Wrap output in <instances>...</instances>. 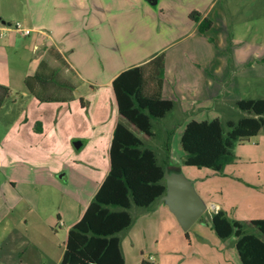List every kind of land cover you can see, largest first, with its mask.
<instances>
[{
    "label": "rangeland",
    "instance_id": "rangeland-1",
    "mask_svg": "<svg viewBox=\"0 0 264 264\" xmlns=\"http://www.w3.org/2000/svg\"><path fill=\"white\" fill-rule=\"evenodd\" d=\"M96 1L97 5L107 10L105 20L103 19L107 22L106 27L99 30L109 46L107 51L110 58L106 61L111 64L112 75L144 62L161 46L165 48L178 38H188L197 28V24L190 21L196 13L200 15L210 8L214 12L209 15L213 19L212 24L214 23L209 34L199 37L200 33L197 31L196 35L198 47L195 50H201L209 57L203 64V69L200 68L201 72L191 67L193 56L191 65L187 63L186 68H182L177 60L178 51L188 49L193 52L196 45L194 38L187 39L181 45L176 44L175 49L171 47L164 51L167 54L164 96L174 100L175 107L164 119L153 121L155 137L149 143L160 164H169L171 170L184 173L194 182L209 209L191 230L185 232L165 204L157 203L149 209L133 207V225L122 234L125 264H241L234 238L223 240L213 229V208L220 205L219 210L233 220L264 219V133L244 143L234 144L232 152L237 159L235 163L225 167L223 175L209 169L186 166L181 136L186 124L192 120L210 121L218 118L225 129L229 130L227 122H236L242 117V113L235 107L237 101L264 99V85H249L246 75L239 69L250 58L256 57L260 61L264 57V0H158L156 4L159 15L161 12L158 21L139 12L137 0ZM72 5L73 0L60 3L62 17L73 20ZM39 6L42 9L57 10L55 2L48 0H0V13L7 22L27 25L31 24L30 18L35 16V12L36 17L39 16ZM131 9L136 11L132 12ZM225 59L231 64H237L236 73L231 69L224 72L222 61ZM9 63H13V60H7V65ZM6 76V72L0 73L1 80L5 81ZM22 86L13 84V96L18 98L16 110H11L7 102L0 112V160L8 156L7 150H21L23 153L27 150L24 156L29 168L54 165L51 163L60 161L67 169V176L57 179L60 186L57 198L48 199L46 203L43 200L38 211L44 217L52 216L49 226H53V231H48L45 223L38 221L40 219H37L33 231L42 237L46 233V243L52 242L59 253V248L64 249L68 236L67 227L60 228V225H56L59 206L66 207L61 201L65 198L62 190L79 187L81 199L85 200L87 193H90L88 187H93L89 186L93 180L90 170L96 165L99 172L105 173L108 170V126L116 121V109L110 101L106 108L101 103L98 107L95 105L91 114L88 110L82 112L80 104L73 112L64 109L60 114L63 117L67 115L68 119L60 121L59 132L56 133L53 129L56 123L52 119L58 115L56 107L45 105L51 109L39 112L37 106H28V102L21 99L23 93L19 89ZM39 113H45V130L42 134H35L30 130L18 135V128L15 129L16 133L12 129L15 117L22 120L28 118L29 123L23 121L20 126H37ZM90 116L104 120L103 129L98 136L93 130L89 134L77 133V130L70 133L73 126H78V121L82 123V119L88 120ZM79 134L85 138L78 136ZM87 135H95L96 139L90 136L87 138ZM12 140H24L25 148L21 145H18L20 148H9L8 144ZM77 142H84V147L78 149ZM7 170V167L2 172L0 170V188L7 179ZM63 173L66 172L62 171L57 176ZM3 190L12 196L9 183ZM0 207L4 209L3 204Z\"/></svg>",
    "mask_w": 264,
    "mask_h": 264
},
{
    "label": "trees",
    "instance_id": "trees-1",
    "mask_svg": "<svg viewBox=\"0 0 264 264\" xmlns=\"http://www.w3.org/2000/svg\"><path fill=\"white\" fill-rule=\"evenodd\" d=\"M211 26L205 19L199 31L206 33ZM165 77L166 54L160 53L113 80L118 122L111 140L110 170L82 218L70 229L60 264H125L122 234L133 225L131 210L149 209L165 195L166 164L159 163L149 144L155 137L153 121L164 119L175 107V101L163 97ZM79 84L77 73L52 46L37 72L25 79L29 92L42 103L72 101ZM10 99V88L0 84V112ZM235 107L242 117L228 121L229 130L218 118L186 124L181 136L186 166L223 175L225 167L237 159L234 144L264 133V99L239 100ZM211 223L219 238H234L241 264H264V219L233 220L220 210Z\"/></svg>",
    "mask_w": 264,
    "mask_h": 264
},
{
    "label": "crops",
    "instance_id": "crops-1",
    "mask_svg": "<svg viewBox=\"0 0 264 264\" xmlns=\"http://www.w3.org/2000/svg\"><path fill=\"white\" fill-rule=\"evenodd\" d=\"M156 1L158 2V0ZM156 1L137 0V10H139V12L141 11L143 14L152 16L153 19L158 21L161 12L159 15ZM48 2H55L57 10L55 8V10L51 11L46 7V9H42V6H39V8L41 7L39 9V16L36 17L37 12H35V16L30 18L31 24L26 25V23H24V25L20 23L23 24L22 26L24 29L29 31L27 36L17 31L14 28V23L5 21V17H2L3 15L0 13V73H7L6 80L3 81L0 79V84L7 86L11 90V99L8 101L11 110L13 108L16 110L18 100V98L13 96V84H22L23 86L20 87L21 89L19 90H22L23 95L19 97H21L24 102L27 101L28 106H30V104L34 107L37 106L39 112L51 109L45 105H54V107H56L58 115L56 114V116L52 117V119H54L53 122L56 123L53 127L56 133L59 132L60 121L68 119L67 115L63 117L60 113L63 112L64 109L65 111L68 110L69 112H73L78 104H80L82 112L88 110L91 114L92 108H94L95 105L98 107L101 103L102 106L106 108L110 101L111 105L116 109L117 117L116 121L111 125L109 123L108 126L110 132L107 142L109 155L108 170L105 171V173L99 172V167L97 165L90 170V177H92L93 180L92 183L90 185L88 183V185L93 187H88L90 193H87L85 200L81 199V190L79 187H76V189L67 188L62 190V196L65 198L64 200L62 198L61 201L65 203L66 207L61 208V206H59V213L57 216L58 224L56 225H60V228L67 227L66 234L68 235L70 229L82 218L110 170L111 135H113L114 128L118 122L117 103L112 85L113 80L122 72L132 67L145 64L151 57L153 58L157 54L164 53L168 48L170 49L173 47L175 49L177 47L176 44L181 45L186 43L188 41L187 39L191 40L190 38H194L196 41L197 31L200 33L199 37H201V35H208L214 23L206 33H201L199 31V25L200 22L205 19H210L209 21L213 20L209 15H212L214 12L210 8L205 11V13H201L202 15H195L196 20H198L199 17L201 18L199 22L193 20L191 17L190 21L195 22L197 28L194 31L195 33L193 32L188 38H178L165 48L161 46V49L152 53L144 62L137 63L129 68L121 69L112 75L111 64L106 61L110 58L109 52L107 51L109 46L106 44V39L104 36H101L99 30V28L106 27L107 22L104 21V16L107 10L97 5L96 0H73V20H70L71 18L66 19L62 17V7L59 5L60 3L62 4L64 0H48ZM131 11L133 12L136 10L131 9ZM195 44L193 52L186 48V50L178 51L177 60L182 68H186L187 63L191 65L190 60L193 56L191 67L195 68L197 72H201L200 68L203 69V64L207 62L209 57L201 50L197 52L195 50V48L198 47L197 41ZM51 46L56 48L65 57L70 68L77 73L80 79V84L73 93V100L68 103L39 102L29 92L25 85V79L37 72L41 61L46 57L47 48ZM96 58L99 59L96 61ZM10 59L13 60V63L7 65V60ZM222 62L224 72L231 69L236 73V63L231 64L227 59ZM239 69L241 73L246 75V80L249 85L254 87L257 83L262 84V86L264 85V57L260 61L256 59V57L250 58L248 63H242ZM108 71H110V73H108ZM210 74H213V72H210ZM98 76H100V78ZM164 88L165 82L163 87V97L165 98ZM87 89L88 91H86ZM21 105L20 107L22 108ZM37 119V126L28 127V125H19L23 121L29 123V121H27L28 118L22 120L21 118L17 119V117H15L12 121V129L16 133L15 129L18 128V135H22L23 132H30V130L35 134L36 132L42 134L45 130V113H41V115L40 113L37 114ZM103 121L104 120L100 117L96 118L95 116H90L88 120L82 119V123L78 121V126H73L70 133L72 134L77 130V133L85 132L82 134H89L90 130H93L97 133L96 136H98L103 129ZM82 134L78 136L84 137ZM89 136L92 139H96L95 135H93L94 137H92V135H87V138H89ZM77 143L81 144V148L84 147V142ZM8 145L9 148H20L18 145L25 148L24 140L21 142L12 140L11 144L9 142ZM26 151L27 150H24L23 153L21 150H7L8 156L4 157L2 161L0 160L1 172L5 167L8 168L7 179L1 184L2 187L0 188L2 192V196H0V205H4V209L0 207L2 211L0 214V264H60L65 253L66 243L64 249L59 248L60 252L57 253L52 242L46 243V233L44 234L45 237H42L33 233V231L37 219L45 223L48 231H53V226H49L52 216L44 217L42 214H39L38 211L43 200L46 203L48 199L57 198L58 191L60 190L57 179L66 177L68 172L60 161L51 163L54 165L48 166V164H44V166L39 165V167L36 168H29L27 158L24 156ZM62 171L66 173L57 176V174H60ZM6 182L9 183V190L12 196L6 194L3 190L7 184ZM83 193L86 194L85 192ZM219 207L221 209L220 205ZM59 231H56V233Z\"/></svg>",
    "mask_w": 264,
    "mask_h": 264
},
{
    "label": "water",
    "instance_id": "water-1",
    "mask_svg": "<svg viewBox=\"0 0 264 264\" xmlns=\"http://www.w3.org/2000/svg\"><path fill=\"white\" fill-rule=\"evenodd\" d=\"M76 147L80 149L81 144L76 143ZM164 178L166 193L158 205L165 204L183 230L188 232L206 213L208 205L196 190L194 182L184 173L171 170L169 164L165 165Z\"/></svg>",
    "mask_w": 264,
    "mask_h": 264
},
{
    "label": "built area",
    "instance_id": "built-area-1",
    "mask_svg": "<svg viewBox=\"0 0 264 264\" xmlns=\"http://www.w3.org/2000/svg\"><path fill=\"white\" fill-rule=\"evenodd\" d=\"M14 28H15L17 31H19L20 33L24 34L25 36H27V35L29 34V31L26 30V29H24L23 26H22L20 23H16V24L14 25ZM208 209H209V206H208ZM213 210L215 211L214 214L217 213L218 211H220V210H219V207L213 208Z\"/></svg>",
    "mask_w": 264,
    "mask_h": 264
}]
</instances>
